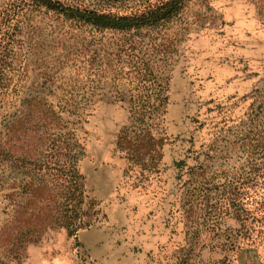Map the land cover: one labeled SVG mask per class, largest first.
Returning a JSON list of instances; mask_svg holds the SVG:
<instances>
[{
  "label": "rangeland",
  "instance_id": "1",
  "mask_svg": "<svg viewBox=\"0 0 264 264\" xmlns=\"http://www.w3.org/2000/svg\"><path fill=\"white\" fill-rule=\"evenodd\" d=\"M60 1L101 9L106 0ZM154 1L118 3L108 11L138 13ZM0 57V145L20 147L19 154L37 143L33 135L9 132L32 111L33 122L42 119V144L65 140L77 147L86 194L99 210L94 227L76 238L50 231L27 245L22 258L8 256L0 238V264H174L184 245L179 168L203 162L207 176L223 169L233 175L250 128L247 115L264 113V0H188L160 32L126 36L21 0H0ZM143 73L166 82L168 96L155 131L163 140L161 160L150 174L132 168L116 146L129 123V99L141 95ZM44 105L61 118L53 136ZM6 183L0 181V195ZM17 200L7 212L0 204V232ZM216 243L203 230L191 264H264V245L222 253Z\"/></svg>",
  "mask_w": 264,
  "mask_h": 264
},
{
  "label": "trees",
  "instance_id": "2",
  "mask_svg": "<svg viewBox=\"0 0 264 264\" xmlns=\"http://www.w3.org/2000/svg\"><path fill=\"white\" fill-rule=\"evenodd\" d=\"M21 1L98 31L126 36L143 30L160 32L180 16L188 0H155L144 4L142 11L125 15H116L108 9L133 0H106L104 9L65 5L60 0ZM150 76L151 73H143L137 77L141 84L138 89L145 93L140 92L136 100L133 96L129 99V123L117 135L116 142L128 164L147 174L153 173L161 160L163 140L155 131L168 105L167 83ZM140 103L148 109L139 107ZM44 106V113L50 116L44 119L52 126L49 130L53 136L61 127V118L50 105ZM31 113L24 115L27 121L21 117L9 132L33 135L37 143L19 154L20 147L0 145V181L7 182L1 186L0 195V204L6 206L4 212L14 202L13 197L18 199L13 203L11 219L5 221L0 232L7 255L12 258H22L27 245L38 244L50 231L65 230L69 237L76 238L80 231L98 222L99 210L86 194L85 179L78 167L77 147L65 140L57 146L42 144V119L38 117L33 122ZM26 123L30 128L25 130ZM245 124L250 128L241 139L239 148L243 146V153L233 175L223 169L207 176L203 162L185 172L179 168L182 185L177 195L180 212L177 223L183 226L184 245L178 248L174 264H191L193 247L203 230L213 234L217 243L212 247L222 253L242 246L264 245V113L247 115ZM249 134L252 138L247 141ZM183 176L187 180L182 181Z\"/></svg>",
  "mask_w": 264,
  "mask_h": 264
}]
</instances>
